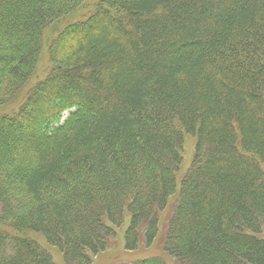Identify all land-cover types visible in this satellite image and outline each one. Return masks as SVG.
<instances>
[{
	"label": "trees",
	"instance_id": "1",
	"mask_svg": "<svg viewBox=\"0 0 264 264\" xmlns=\"http://www.w3.org/2000/svg\"><path fill=\"white\" fill-rule=\"evenodd\" d=\"M84 2L0 0V264H264V0H100L39 76Z\"/></svg>",
	"mask_w": 264,
	"mask_h": 264
},
{
	"label": "rangeland",
	"instance_id": "2",
	"mask_svg": "<svg viewBox=\"0 0 264 264\" xmlns=\"http://www.w3.org/2000/svg\"><path fill=\"white\" fill-rule=\"evenodd\" d=\"M100 0H85V2L74 12L70 13L68 16L61 19L58 23H55L53 26L49 27L45 31L46 37L44 38V46L45 50L41 59V63L38 65L39 70L38 74L41 77H45L46 72L50 69V64L47 58L48 46L52 38H54L59 32L66 28L67 25L73 24L74 22L81 21L89 12H92L95 5ZM67 112L64 114V117L67 116ZM194 150V140L192 138H188L186 140L185 146V155H184V164L181 172L186 170L190 165V160L193 155ZM264 168V164H263ZM181 173V174H182ZM175 198V196H174ZM2 206L0 204V214H1ZM169 209L167 208L161 215V225L164 224V220L168 217ZM162 230V229H160ZM122 232L117 238L114 240V245L112 248L100 254L98 257L94 258L92 264H128L136 260L148 259L151 257L162 258L166 261L167 264H175L171 257L163 253L161 246V236L157 238L154 244L151 247H145L144 245L138 247L135 250H127L124 248ZM264 235V234H263ZM53 254L56 257V260L59 264H64L62 261V257L57 250H52Z\"/></svg>",
	"mask_w": 264,
	"mask_h": 264
}]
</instances>
